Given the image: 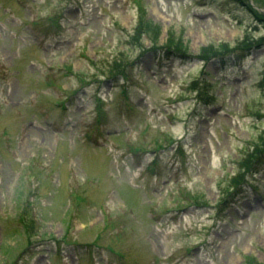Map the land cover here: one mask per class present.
Instances as JSON below:
<instances>
[{"label":"rangeland","instance_id":"374dc122","mask_svg":"<svg viewBox=\"0 0 264 264\" xmlns=\"http://www.w3.org/2000/svg\"><path fill=\"white\" fill-rule=\"evenodd\" d=\"M263 132L264 0H0V264H264Z\"/></svg>","mask_w":264,"mask_h":264},{"label":"trees","instance_id":"16d2710c","mask_svg":"<svg viewBox=\"0 0 264 264\" xmlns=\"http://www.w3.org/2000/svg\"><path fill=\"white\" fill-rule=\"evenodd\" d=\"M169 48H175L176 50H180L181 49V45L179 43H176V42H172L170 43V46ZM214 51V52H218L219 49H216V47L214 46H210L209 49ZM223 49V48H221ZM226 49V48H224ZM220 51H223V50H220ZM218 53H212L211 51L207 52L205 56H203L205 58V60L209 59L210 57H214L215 55H217Z\"/></svg>","mask_w":264,"mask_h":264}]
</instances>
